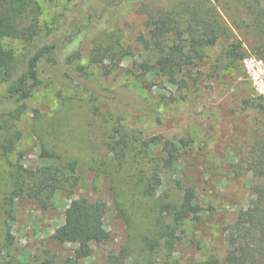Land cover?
Returning a JSON list of instances; mask_svg holds the SVG:
<instances>
[{
  "label": "rangeland",
  "instance_id": "1",
  "mask_svg": "<svg viewBox=\"0 0 264 264\" xmlns=\"http://www.w3.org/2000/svg\"><path fill=\"white\" fill-rule=\"evenodd\" d=\"M192 1L38 0L43 32L2 40L16 54L17 73L38 46L54 42L58 49L42 62L44 83L14 116L17 103L0 76V145L7 137L14 145L8 153L0 146L1 253L36 264H189L210 256L227 264L226 226L263 181L252 163L264 148V39L246 24L236 29L218 5L242 40V58L226 59L232 38L223 35L178 80L142 74L139 64L151 53L138 36L147 33L151 16ZM109 46L131 47L133 54L110 58ZM153 137L180 141L174 167L161 164L162 145L145 146ZM119 139L130 146L121 159L110 152L120 149ZM43 147L54 159L40 156ZM65 161L75 162L73 192L58 191L48 209L16 198L9 216L11 162L35 168ZM156 168L161 183L153 195H142L138 182ZM188 188L203 208L178 229L170 249L160 230L172 224L163 205L180 204ZM81 196L107 203L102 240L85 247L78 238L60 243L52 235Z\"/></svg>",
  "mask_w": 264,
  "mask_h": 264
},
{
  "label": "trees",
  "instance_id": "2",
  "mask_svg": "<svg viewBox=\"0 0 264 264\" xmlns=\"http://www.w3.org/2000/svg\"><path fill=\"white\" fill-rule=\"evenodd\" d=\"M131 4L147 0H130ZM145 3V2H144ZM227 12L230 23L241 31L242 26L253 27L260 40L264 39V4L260 0H193L192 3L181 5L176 3L156 16L152 15L147 33L138 36V42L151 53V58L142 61L139 66L142 74L161 72L169 75L172 80H178L185 66L192 65L196 59L202 60L207 55L205 49L215 45L223 35L230 37L225 47L228 61L243 57L242 40L233 32L231 26L221 17L217 6ZM245 12V13H244ZM230 13V15L228 14ZM42 7L38 0H0V76L7 83L8 96L13 98L17 106L10 110L12 116L21 112L22 105L32 97L33 93L44 83L42 77V62L51 58L58 49L57 43L50 42L38 46L26 61L25 68L17 70L16 54L11 49L4 48L2 40L6 37L31 39L45 29L41 20ZM233 32V33H232ZM49 34V33H48ZM116 48V49H115ZM113 55L131 56V47L109 46ZM95 61L96 53L92 54ZM153 60V62H152ZM216 66L221 63L217 58ZM81 68V67H80ZM180 142V141H179ZM153 137L150 143L162 145L161 164L164 167H174L182 154L180 143ZM122 144L117 151L115 146L111 151L114 157L123 158L130 148L128 143L119 139ZM1 148L5 153L12 151L11 137L4 138ZM264 154V148L258 149ZM253 161L252 170L263 177V181L255 183L251 189L254 198L246 208H241L233 223L226 226L229 229V250L225 257L227 264H264V155ZM40 156L54 159L55 155L49 148H42ZM75 162L65 161L51 163L39 167H27L21 162H11L10 192L7 208L9 216H13L16 198H29L40 208L48 209L53 205V198L58 191L73 192ZM161 183L157 168L148 177L143 178L138 189L142 195H153ZM13 205V207H12ZM107 203L102 199H91L87 196L75 198L65 210V220L59 225L52 237L67 243L75 238L80 239L82 246L102 240V228ZM164 210L170 216L172 224L161 227L165 244L172 249L175 245L178 229L191 215H198L202 206L194 203L191 189L188 188L186 197L180 204L165 201ZM155 244L158 242L155 240ZM153 244V243H152ZM219 257L210 256L206 259L189 264H219ZM0 264H36L29 260L18 259L0 252ZM165 264H182L179 262Z\"/></svg>",
  "mask_w": 264,
  "mask_h": 264
}]
</instances>
